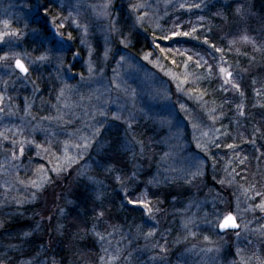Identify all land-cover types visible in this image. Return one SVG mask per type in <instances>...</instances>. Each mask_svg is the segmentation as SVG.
Here are the masks:
<instances>
[{"label": "rangeland", "instance_id": "obj_1", "mask_svg": "<svg viewBox=\"0 0 264 264\" xmlns=\"http://www.w3.org/2000/svg\"><path fill=\"white\" fill-rule=\"evenodd\" d=\"M250 1L147 0L151 4L147 9L149 15L133 28L131 23H134L135 16L130 22L129 5L137 0H112L110 19H115L121 27L124 36L120 39L127 37L128 46L125 47L116 33L107 31L108 20L97 15L101 11L99 6L106 0H0V30L3 29L2 21L7 19L12 28L20 32L19 38H13L15 47L12 51L19 54L30 72L27 77L21 76L11 59L6 65H0V95L4 97L5 107V113L0 114V132L5 127L15 130L23 126L24 136L36 143L47 147L46 137L52 140L50 151L40 155H37L39 150L34 144H25L24 156L15 161L18 167L2 169L5 175L0 176V214L20 212L27 207L35 211L39 203L49 207L57 193L53 189L59 182L63 185V198L69 202L71 193L83 181L101 196L111 197L117 189L125 204L135 211L128 226L118 225L120 230L112 238L113 244L108 246L105 242L109 253H115V241H120L122 252L115 264H162L158 248H153L154 242L167 247V264L239 261L235 255L238 244L246 258L252 257L253 252L264 256V239H261L260 232L253 231H264V213L258 209L249 210L261 199L249 197L254 196L255 191L264 192V188L257 184L262 183L263 178L257 169H239V160L233 157L239 147H227L234 144L235 136H244L247 143L241 146V150L253 152L252 155L257 152V156L264 157L261 150L264 148V79L257 73L264 76V61L259 60L264 58V50L256 51L252 44L241 41L242 33L229 39L224 35L237 6ZM196 4L200 7H195ZM247 16L245 13L241 19ZM73 20L81 25L87 24L86 37ZM61 22L64 27L59 26ZM167 26L173 31L172 37L158 43L153 36L162 35ZM184 32L189 35L174 34ZM82 38L85 40L83 44L80 42ZM213 44L222 51L217 52ZM105 47L111 49L107 59L104 58ZM0 49V55L7 51L3 45ZM43 51L49 53L51 60L31 64L30 59H35ZM90 63L94 69L91 73L88 70ZM220 67L232 72V80L240 85L243 97L231 88V84H224ZM117 83L121 85L120 90L115 88ZM62 89L64 95L60 96ZM123 89L129 93L134 91V107L132 97ZM257 89L260 90L259 96ZM247 99L252 102L250 107ZM241 103L243 107L238 109L237 105ZM28 105L31 116L25 111ZM251 109L259 120L251 127L252 135L250 129H245L251 124L246 121ZM101 110H106L107 116L100 115ZM117 110L122 115L121 120L111 118ZM240 110L244 112L243 116L238 114ZM8 112L16 115L9 116ZM129 112L135 115L131 130L123 122L128 119ZM210 112L214 120L210 118ZM57 115L63 116V121L50 123L41 119ZM32 116L36 119L33 120ZM37 125L56 135L53 137L40 130L33 133L32 129ZM101 125L99 134L87 150L73 147L81 142V136L90 137ZM204 132L208 135L204 136ZM8 135L9 139L13 138L12 133ZM137 141H143V152ZM65 142L68 155L78 162L57 175L51 169L61 163L56 157L63 156ZM198 143L201 147H197ZM8 147L4 143L0 148V165L8 163ZM115 150L128 157V170L120 169V155ZM147 159L155 162V170L144 181L142 163ZM238 159L245 160L244 157ZM107 168L112 171L107 172ZM198 168L202 175L191 184L187 183L191 179L190 173ZM38 169L47 170L46 175L50 177L40 189L30 184L40 175ZM99 169L105 171L103 176L97 173ZM133 173L135 177L129 180ZM117 175L125 178L124 185L115 180ZM5 182L10 190H6ZM245 189H249L247 196ZM145 190L154 209L155 221L149 219L139 204H127L128 199L141 197ZM158 191H173L172 195L177 196L171 197L164 207L163 197L156 194ZM156 207L159 212H155ZM229 213L236 216L241 225L237 230L241 232L239 240L236 231H227L223 235L218 232L223 217ZM34 215L41 217L36 212ZM191 216L196 220L192 229L197 236L185 239L187 232L183 222ZM153 224L156 235L145 241L137 228L147 230ZM245 224L247 232L243 231ZM39 231L38 226L32 235ZM121 236L125 238L121 239ZM204 236L213 243L207 244ZM245 237L252 244H248ZM192 246L197 251L201 247L219 248L220 251L196 255L188 251ZM21 247L20 240L0 242V260L6 264H27L28 261L49 264L42 253L29 259L16 257ZM129 252L131 258L127 255ZM251 264H255L254 258Z\"/></svg>", "mask_w": 264, "mask_h": 264}, {"label": "trees", "instance_id": "obj_2", "mask_svg": "<svg viewBox=\"0 0 264 264\" xmlns=\"http://www.w3.org/2000/svg\"><path fill=\"white\" fill-rule=\"evenodd\" d=\"M245 6L247 7L243 8V12L248 14V16L243 20L241 16L239 18L235 12L233 17L228 20L229 25L227 27L229 29L224 30V35L229 39L233 36H239L240 33L243 34L246 32L249 36L255 37L258 45L264 43V31H262L264 26V0H251L243 5V7ZM181 27L183 28L184 24L181 25ZM166 29V32L161 33L162 35L156 34L153 36L158 43L161 42L160 40H165V37H172V29H170L169 26H167ZM259 60L263 62L264 58H259ZM257 73L261 79H264V76H261L260 72L257 71ZM251 103V100L247 99L249 107ZM250 112L251 114L248 113V119H246V121L251 122V124H247L245 129H250V135H252L251 127L252 125L254 127V123H258L259 120L256 115L252 113V109ZM255 112L259 113V111ZM261 120L263 119L261 118ZM257 136L260 138L261 134L260 136L257 134ZM243 137L244 136L241 137L238 135V137L235 136V139L233 138L234 144L239 147L233 157L235 160L239 161H241V159L238 158H247L243 163L237 162L238 168L247 169L249 171L257 169L256 171L263 178V182L257 184L263 189L264 157L261 155L257 156V152L253 155V152H243L241 146L247 143ZM251 137H248V139ZM261 150L264 151V148H261ZM115 151L117 152V150ZM119 155V160L122 163L121 168H119L128 170V157L122 153H119ZM250 156H252V158ZM154 164L155 162L149 161L148 159L146 161L143 160L142 166L144 171L141 176L144 181H147V177L152 175L153 170H155ZM97 173L99 176H103L105 171L99 169ZM53 191L57 193L52 199L49 207H43L39 203L38 211H33L30 207H27L20 212L0 214V242L8 243L20 240L22 242V247L16 254L18 258L29 259L42 253V256L48 259L49 264H101L99 258L101 255H104V253L101 252L100 244L91 232V226L95 216L93 210L96 209L98 211L102 208L105 211L104 218L100 220L96 226V230L105 235L108 231H111L109 225H119L123 228L128 226L129 219L131 215H135V211L125 204L121 192L117 189L111 197L109 195H103L101 196V200H97L95 189L82 181L79 188L73 190L71 193L72 200L69 202L63 198L62 182H59ZM156 194H160L161 197H163L164 207L169 204L172 198L177 196V194L172 195L173 191H158ZM42 211L45 214L42 213ZM34 212L40 214L41 217H36ZM49 217H51V219H49ZM105 221H107V223H105ZM38 226L40 227V231L36 235H32L33 231ZM24 233H29V235L25 237Z\"/></svg>", "mask_w": 264, "mask_h": 264}, {"label": "snow or ice", "instance_id": "obj_3", "mask_svg": "<svg viewBox=\"0 0 264 264\" xmlns=\"http://www.w3.org/2000/svg\"><path fill=\"white\" fill-rule=\"evenodd\" d=\"M111 2L112 0H106V2L99 6L101 8V11H99L97 13L98 16L103 17L104 19L108 20V27H107V31L109 33H116L117 34V39H120V37L124 36V33L121 29V27L117 24V21L115 19H110L111 13L109 12V8L111 6ZM151 7V4L147 2V0H137V2L135 3H131L129 5V21L131 22V17L135 16V21L134 23H131V27H135L138 24H142L145 20V17H147L149 15V12L147 11L148 8ZM181 7H183V5H181ZM195 7L199 8L200 5L196 4ZM142 11V14H140ZM236 14L241 16L242 18L245 16V13L243 12V6H237L236 8ZM69 15L71 16V13H69ZM218 15H222V13H218ZM73 23L76 25L77 28H81L82 29V36L86 37L88 35V26L87 24L81 25L78 21L73 20ZM3 24V29L0 30V45H3L7 48V51L4 52L3 55H0V65H6V62H8L10 59L14 62V67L15 69H18L20 73H23L24 76L26 77L28 75L29 72V68L25 65V63L20 59L19 54L15 53L12 51V49L15 47V43L13 41V38H19L20 37V32L18 30H15L12 28L11 24L9 23V21L7 19L2 21ZM60 27H64L63 22H61V24L59 25ZM131 30V29H129ZM193 32L195 31V29L192 30ZM175 35H184V36H188L189 33L184 32V33H174ZM168 37H165V39H167ZM69 39H71V34L69 33ZM240 40L245 42V43H250L252 44L254 50L256 51H260L261 49H264V43L261 44H257V41L255 39V37L249 36L246 32L243 33L240 36ZM82 44L85 43V40L82 38L80 41ZM120 42L123 43L125 45V47L128 46L127 43V37H124L123 39H120ZM205 43H207V40L204 41ZM232 43H235V41H232ZM213 48H215V50L217 52L222 51L220 48H216V46L213 44L212 45ZM2 50V49H0ZM111 51L110 48L105 47L104 49V58L107 59L109 52ZM161 51H163V49H161ZM78 55V54H77ZM89 56L91 57V49L89 51ZM51 56L49 55L48 52L43 51L41 52V54H39L37 57H35V59H30V63L31 64H44L47 63L51 60ZM145 59H147V56L145 57ZM189 60H191L192 58L189 57ZM254 59V57H253ZM121 60H123V57H121ZM199 63V62H197ZM89 72H93L94 69L91 65V63L89 64ZM209 72H211V68H209ZM219 72L222 73L225 77L224 80V84H231V88L235 89L240 97L244 96L243 91L240 90V85L238 83H236L235 81L232 80V72L226 68V67H220L219 68ZM19 78V77H17ZM179 87V85H178ZM115 88L120 90L121 89V85L120 84H115ZM123 91L125 92L126 95H130L132 97V101H133V107L135 106L134 104V97H135V93L134 91L129 93V91L127 89H123ZM256 94L259 96L260 95V90L257 89L256 90ZM64 95V91L63 89L60 92V96ZM203 95V94H201ZM99 98V97H97ZM59 99V97H58ZM108 101H106L107 103ZM243 105L238 104L237 108L238 109H242ZM119 108V106H118ZM26 114L31 116V112H30V105H28V107L25 109ZM212 112L215 111V109L211 110ZM57 112H59V109H57ZM5 113V107H4V97L2 95H0V114ZM238 114L240 116L244 115V112L242 110H240L238 112ZM7 115L12 116V115H16V113L14 112H8ZM100 115L102 116H107V111L106 110H101L100 111ZM210 118L211 119H215L214 116H211V112L209 113ZM113 120H121L122 119V115L120 113L119 110H117L115 113L112 114L111 117ZM20 119H24V117H20ZM32 119L35 120L36 117L32 116ZM44 121H49L50 123L55 120V121H63V116L61 115H57L55 117H48V116H44L41 118ZM135 120V115L134 113L129 112L128 114V119L124 120L123 122L127 124V128L129 130L132 129V123L131 121ZM103 125H101L100 127H96L94 132L92 133V135L89 136H81L80 137V143L74 144L73 147H76L77 149L79 148H83L85 150H87L91 144L94 142V138L95 136H97L101 130V127ZM193 127L195 128L196 125H193ZM40 130V131H45L47 132L50 136H55L56 133L55 132H51L50 129L47 128H41L39 125H37L35 128L32 129V132L34 133L35 131ZM9 133H12L13 138L9 139ZM31 135V133L29 134ZM74 135L73 134H69ZM204 136H207L208 133L204 132L203 133ZM16 136H20L23 137L22 139L17 140L15 137ZM134 138V137H133ZM47 147H45V144H40V143H36V141L34 139H28V137L24 136V128L23 126L21 127H17L15 130H13L12 128H8L5 127L3 132H0V148L3 147L4 143H7L9 145L8 149H6L7 151V157L6 159L8 160L7 164L4 165H0V176L5 175V172L2 169L5 168H15L18 167V165L15 164V161L19 160L21 157L24 156V146L25 144L28 145H35V148L38 149L39 151L37 152V155H40L41 152L43 153H48L51 149V145H52V140L49 139L48 137H46L45 140ZM137 143H139L141 145V152H143V141H137ZM253 144H255V140L252 141ZM197 147H201V145L198 143ZM227 147L229 149H233L236 147L235 144H228ZM54 155V154H53ZM165 155H168L167 153ZM245 159H247L245 157ZM57 161H60L61 163L56 164L51 170L53 172H55L57 175H59V173L61 171H65L67 169V167H70L72 163L78 162L74 157H71L68 155V144L67 142L64 143V151H63V156H57L56 157ZM51 162V161H50ZM241 163H243L244 161L241 160ZM107 172H111L112 169L111 168H107L105 169ZM46 171L44 169H38L37 172L40 173V175L38 176L37 179H33L32 181H30V184L32 187L40 189L43 187V185L46 182L50 181V177H48L46 175ZM135 173L132 174V176H129L128 179L131 180L135 177ZM191 175V179L187 180V183L191 184L198 176L202 175V171L198 168L196 171H193L190 173ZM91 179V178H90ZM115 180L119 183H121L122 185H124L125 183V178L121 175H117L115 177ZM19 183L23 184L24 181H18ZM94 183H97L96 181H93ZM151 183V181H150ZM220 183H224V181H220ZM5 187L6 190H10L7 188V182H5ZM254 187V186H253ZM249 192V189H245L244 190V194L247 196ZM34 195V194H33ZM127 197V193L125 192V198ZM255 197H261L260 201L255 205V207L253 209H249V210H259L261 213H264V192H260V191H255V195L249 197V199H255ZM96 199L97 200H101L102 197L101 195L97 194L96 195ZM19 203V201H18ZM127 204L129 205H137L139 204L142 209L145 210L146 215L149 217L150 220L155 221V215H154V209L151 206V201L148 199V195H147V191L145 190L144 193H142L141 197L137 198V199H128L127 200ZM95 213L94 219H93V224L91 226V232L92 235L96 238L97 242L100 244V248H101V252L104 253V255L100 256V262L101 264H115V261L120 259V253L122 252V249H120L119 244L120 241H115L116 244V249H115V253H109V247L113 244V240L112 238L115 236L116 232L120 230L118 225H109V227L111 228V231H108L107 234H103L101 232H98L96 230V226L99 223L100 220H102L104 218L105 215V211L101 208L100 210H93ZM160 209L159 207L155 208V212H159ZM49 219H51V217H49ZM105 223H107V221H105ZM196 224V220L194 216L191 217H187L184 222H183V228L186 230L187 235L185 236V239H187L189 236L192 237L193 239L196 238L197 233L195 231H193L192 226ZM221 228H232V229H240L241 225L238 224L236 222V216L232 215V214H228L225 217H223V223H221L219 225ZM243 231L247 232L248 231V226L247 224L244 225V229ZM253 231H257L260 232L261 234V239H264V231H262L261 229H256ZM137 232L138 234L142 235L143 238L145 239V241H147L150 238L155 237L156 235V227L155 224L151 225L149 227V229L147 230H143L141 229L139 226L137 228ZM25 236L29 235V233H24ZM235 235L237 237V239L239 240L240 236H241V232L240 231H236ZM125 237L121 236V239H124ZM162 239L165 240L166 242V237H164L162 235ZM245 239L247 240V237H245ZM203 240L207 243V244H212L213 242L209 239L208 236H204ZM107 241V245H105V242ZM248 244H252L251 240H247ZM153 248H158L159 253L161 254L159 256L160 261L162 262V264H167V247L165 245H161L159 244V242H154L153 243ZM188 251L193 252L196 255H199L200 252L203 253H211L213 251L219 252V248H213V247H201L199 248V250L197 251L195 246H192L191 248L188 249ZM128 257L131 258L132 253L129 252ZM235 255L238 256L240 259L239 261H226L225 264H251V261L253 260V258L255 259V264H264V256L261 255H257L256 252H253L252 257H245L243 255V249L239 247V244L237 245L236 248V252ZM152 260H156L157 257H151ZM0 264H6V262L4 260H0ZM27 264H31V261H28Z\"/></svg>", "mask_w": 264, "mask_h": 264}, {"label": "water", "instance_id": "obj_4", "mask_svg": "<svg viewBox=\"0 0 264 264\" xmlns=\"http://www.w3.org/2000/svg\"><path fill=\"white\" fill-rule=\"evenodd\" d=\"M16 71H18L19 72V70L18 69H16ZM20 73V72H19ZM23 77H25L24 76V74L23 73H20ZM28 74H29V72H28ZM28 76V75H27ZM237 222V221H236ZM221 223H223V221L221 222ZM238 229H232V228H221L220 226L218 227V232L221 234V235H223V234H225L227 231H237Z\"/></svg>", "mask_w": 264, "mask_h": 264}]
</instances>
